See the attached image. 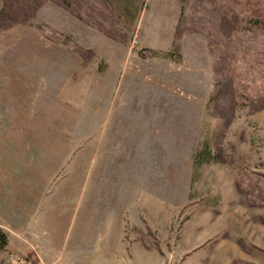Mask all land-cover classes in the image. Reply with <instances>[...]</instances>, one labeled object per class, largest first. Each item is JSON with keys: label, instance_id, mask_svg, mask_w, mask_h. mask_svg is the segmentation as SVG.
Instances as JSON below:
<instances>
[{"label": "rangeland", "instance_id": "obj_1", "mask_svg": "<svg viewBox=\"0 0 264 264\" xmlns=\"http://www.w3.org/2000/svg\"><path fill=\"white\" fill-rule=\"evenodd\" d=\"M216 1L0 0V264H264V22Z\"/></svg>", "mask_w": 264, "mask_h": 264}, {"label": "trees", "instance_id": "obj_2", "mask_svg": "<svg viewBox=\"0 0 264 264\" xmlns=\"http://www.w3.org/2000/svg\"><path fill=\"white\" fill-rule=\"evenodd\" d=\"M221 0H217L216 3H218ZM252 3L255 2V8L252 12V16L254 17L255 21L258 23L264 22V0H251ZM249 2V0H231L229 1V5L233 8L238 9V12L240 15L244 11V8L246 7V3ZM249 16V15H248ZM170 57L168 53H166L165 57ZM252 102L254 103V106H262L264 105V101L262 102V99L253 98ZM215 154L211 149V146L209 142L206 140L203 148L199 152L197 158L201 163H209L212 162L215 159ZM0 244L3 246L6 244V235L4 233H0Z\"/></svg>", "mask_w": 264, "mask_h": 264}, {"label": "crops", "instance_id": "obj_3", "mask_svg": "<svg viewBox=\"0 0 264 264\" xmlns=\"http://www.w3.org/2000/svg\"><path fill=\"white\" fill-rule=\"evenodd\" d=\"M121 195H122V194H121ZM125 196H126V195H125ZM125 196H124L123 198H125ZM146 246H147V245H146ZM197 247H200V246L190 247V248H188L187 251L190 252L191 249H193V248H197ZM248 247H250L249 250H251V252H256V251H260V250L264 251V248H263V247L258 246L257 244H255V243H253V242H249ZM146 248L149 249L150 247L147 246ZM209 250H210V247H209V249L207 250V253H204V254L201 256V258L199 259V260H201V262H204V255H206L205 260H209V259H207L208 255H209V253H210ZM253 250H254V251H253ZM124 258H125V257L121 256L120 260L123 261ZM202 264H203V263H202Z\"/></svg>", "mask_w": 264, "mask_h": 264}]
</instances>
